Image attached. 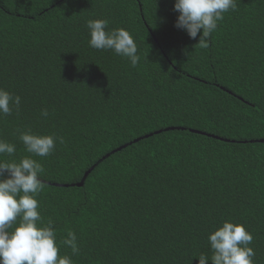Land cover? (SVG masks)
Here are the masks:
<instances>
[{
    "label": "trees",
    "instance_id": "1",
    "mask_svg": "<svg viewBox=\"0 0 264 264\" xmlns=\"http://www.w3.org/2000/svg\"><path fill=\"white\" fill-rule=\"evenodd\" d=\"M174 2L0 0V88L21 97L0 138L16 159L31 155L19 131L63 138L33 158L45 223L58 244L77 235L78 255L59 244L74 264H198L226 220L264 264V0H237L206 48ZM97 18L130 32L135 67L89 46Z\"/></svg>",
    "mask_w": 264,
    "mask_h": 264
},
{
    "label": "clouds",
    "instance_id": "2",
    "mask_svg": "<svg viewBox=\"0 0 264 264\" xmlns=\"http://www.w3.org/2000/svg\"><path fill=\"white\" fill-rule=\"evenodd\" d=\"M236 8L237 0H175L174 10L179 14L175 26L192 39L199 34L198 44L206 48L224 14ZM108 25L106 18L86 21L89 46L111 50L135 67L140 57L133 36L124 28L109 29ZM20 105L19 95L0 88V118L18 112ZM41 116H49L46 108L41 110ZM18 139L31 155L16 159V144L0 138V264H74L71 256L59 255V244L70 247L72 255H78L77 235L68 230L66 238L58 244L55 222L49 218L45 223L37 199L44 189L41 179L44 168L33 158L51 155L63 138L29 130L19 131ZM207 239L212 255L195 256L198 264H207L209 260L212 264H254L255 251L249 246L253 235L243 224L226 220Z\"/></svg>",
    "mask_w": 264,
    "mask_h": 264
},
{
    "label": "water",
    "instance_id": "3",
    "mask_svg": "<svg viewBox=\"0 0 264 264\" xmlns=\"http://www.w3.org/2000/svg\"><path fill=\"white\" fill-rule=\"evenodd\" d=\"M90 169H91V168H90ZM87 172H88V171H87ZM87 172L85 173V176H86ZM85 176H84V177H85ZM84 177H83L82 181L80 182V184L83 183Z\"/></svg>",
    "mask_w": 264,
    "mask_h": 264
}]
</instances>
